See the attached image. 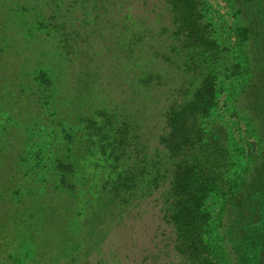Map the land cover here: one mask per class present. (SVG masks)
Instances as JSON below:
<instances>
[{"label":"rangeland","instance_id":"rangeland-1","mask_svg":"<svg viewBox=\"0 0 264 264\" xmlns=\"http://www.w3.org/2000/svg\"><path fill=\"white\" fill-rule=\"evenodd\" d=\"M205 1L220 43L244 69L233 14L224 0ZM172 24L166 0H0V264H190L177 248L162 196L168 185L160 145L166 110L191 81L183 54L173 50ZM43 72L54 85L49 92L42 85L40 93L36 79ZM146 74L156 78L149 95L138 87ZM30 81L32 88L23 87ZM247 81L244 71L220 87L213 115L228 125L240 155L236 179L254 141L232 116L233 99ZM86 84L93 91L83 100ZM121 106L133 113L143 143L126 157L140 160L150 175L133 196L117 198L112 161L90 154L100 141L86 135L81 118ZM67 159L75 166L72 190L59 187L54 173ZM63 196L70 203H60ZM51 201L63 204L66 219L58 242L45 246L52 235ZM222 207L216 197L207 202L205 238L228 257L233 220Z\"/></svg>","mask_w":264,"mask_h":264},{"label":"trees","instance_id":"trees-1","mask_svg":"<svg viewBox=\"0 0 264 264\" xmlns=\"http://www.w3.org/2000/svg\"><path fill=\"white\" fill-rule=\"evenodd\" d=\"M166 2L173 18V50L183 54L180 60L185 64L184 74L191 81L178 90L175 101L166 110L165 129L160 137L168 161L164 177L168 185L162 194L165 216L175 228L179 252L190 264H264V0H224L236 21L244 69L232 49L220 43L205 0ZM244 71L248 81L233 99L232 116L245 123L254 141L250 144L248 163L236 179L240 155L233 149L228 125L214 121L213 115L219 88L233 84ZM38 79L40 93L43 89L51 91L52 75L43 72ZM155 79L151 74L142 75L139 93L149 95ZM33 85L34 81H30L23 87ZM85 89L88 92L82 94L83 100L93 91L90 84ZM127 110L124 106L111 111L101 108L81 118L86 135L100 141L99 150L91 149L90 154L100 153L112 161L111 193L117 198L133 196L150 175L140 160L126 157L127 152L143 144L139 125ZM158 164L153 167L157 169ZM74 172L72 161L60 160L54 172L59 176V187L72 190ZM212 197L222 201L223 216L229 214L233 220L228 234L232 248L228 257V250L223 246L224 253L212 250L205 238L210 222L206 204ZM64 200L72 199L63 196L60 203ZM57 204L46 203L52 235L45 246L58 242L64 230L65 210L59 206L63 204Z\"/></svg>","mask_w":264,"mask_h":264}]
</instances>
